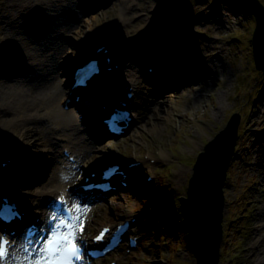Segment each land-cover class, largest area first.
<instances>
[{
  "label": "rangeland",
  "instance_id": "obj_1",
  "mask_svg": "<svg viewBox=\"0 0 264 264\" xmlns=\"http://www.w3.org/2000/svg\"><path fill=\"white\" fill-rule=\"evenodd\" d=\"M60 20L70 22L73 30L55 29ZM0 23V83L6 85L27 67L40 72L31 65L39 58L34 50L49 54L44 44L53 38L64 48L60 55L53 53L56 67V60L69 65L71 57L93 49L96 41L113 32L119 40L131 41L111 56L119 68L130 63L138 71L131 75L140 82L134 106L137 118L126 136L102 145L97 159L110 153L121 160L141 159L146 152L161 151L165 157L150 168L130 170L129 188L112 196L109 206L90 220L89 228L94 229L138 219L134 226L138 248L114 255L117 264H196L186 232L174 220L177 204L186 195L198 153L233 113L239 114L238 136L223 188L219 264H264V70L255 69L251 43L255 23L242 7L233 0H0ZM169 46H179L185 53L178 61L161 64L163 73L156 70L155 75L162 80L154 88L147 66L167 58L164 49L170 54ZM111 73L99 84L120 79V72ZM208 75V84L200 85ZM131 76L121 83H128ZM107 92L111 91L102 90L103 95ZM21 100L19 94L0 91V137L6 140L0 152L8 146L9 151L32 150V146L43 150L36 145L40 140L36 130L45 134L47 122L10 126L11 115L3 107L15 108ZM88 139L91 150L93 138ZM28 154L9 172L0 170V189H4L2 181L9 186L19 177L22 183L36 184V173L48 168L46 154L45 158L40 152ZM146 175L153 177L152 182H146ZM19 185L16 188L30 203L32 188Z\"/></svg>",
  "mask_w": 264,
  "mask_h": 264
},
{
  "label": "bare ground",
  "instance_id": "obj_2",
  "mask_svg": "<svg viewBox=\"0 0 264 264\" xmlns=\"http://www.w3.org/2000/svg\"><path fill=\"white\" fill-rule=\"evenodd\" d=\"M76 9V8H75ZM74 9V10H75ZM85 13V12H84ZM12 20V16L8 15L6 17V21L9 23ZM1 24V23H0ZM10 25V23H9ZM8 25V26H9ZM60 27H69V29L73 30V25L70 22H64L63 20L58 21V23L55 24V29H58ZM5 26H2L1 29H4ZM54 31V30H53ZM56 33V31H54ZM57 39V37L55 38ZM58 40V39H57ZM48 45L49 48L47 49V52L49 54L42 53L41 50H34L36 52L37 56L39 58L37 61L32 62L31 65H37V69L40 70L36 71L34 70L33 74L30 76H27L26 73L21 72V77H12L11 80H8V83H11L10 85H6L4 82L0 83V91L1 92H14L16 94H19L22 96V100L20 101L19 105L14 108L12 107H3L4 112L8 111L11 115V118L9 121L11 128L12 127H19L24 124L28 125H36L39 123V121H43L46 119L48 124V128L45 134H42V132H39L36 130L37 136L40 137V140L36 145H42L43 150L36 151V147L32 146L31 149H27L26 153H45L47 161L45 164L50 165L52 162L50 158H48L49 153H51V156H54V158H58L57 151L54 149V139L57 134L55 132L60 131L61 134L68 136V140H70L71 148L76 153V157L79 159V161H86V157L88 154V147L90 146V142L87 140L85 135L82 134L81 128L77 125V123L74 122V115L71 112L66 113L64 110H61L59 105L61 102L64 101V96L67 95V91L63 90L60 87L59 84V78L60 73L58 72V68L54 65L55 59L53 58V53L62 54L63 53V46L62 43L59 44L58 42H55L54 38L52 41H47L44 46ZM40 48V47H39ZM180 49L179 46L175 48V55L179 58L182 56L183 52ZM28 52V50H26ZM110 53V52H109ZM31 54V52H30ZM160 61V60H159ZM130 62V61H128ZM160 62H158L159 64ZM126 68H129L125 71ZM68 66H66L65 70H69ZM116 72H120V79L116 80L114 79L108 80L106 82V85L103 87V89H109L111 92H116V94L120 95L122 91H124V87L126 84V81L122 82L123 78L126 76H131L134 74H137V70L134 68L133 64H121V68L119 70H116ZM37 77V79H35ZM211 77L205 76L202 81L200 82V85L208 84V81ZM201 80V79H200ZM198 80V81H200ZM61 81H64L65 84L69 83L70 78L67 76V79H61ZM197 81V82H198ZM130 83L131 86H133L135 89H138V85L140 82L137 78L134 76H131V79L129 80L128 84ZM199 85V86H200ZM67 92V93H66ZM108 97V94H105ZM105 95H101L99 98H103ZM114 95H110V99L113 98ZM163 96V95H161ZM201 94L198 93V97L195 100H199ZM164 100V97H161ZM166 98V97H165ZM157 100L158 98L155 97ZM124 101L127 99H123ZM155 100V102H157ZM45 112V114H41L39 112ZM215 115L218 112H214ZM5 114V113H4ZM46 116V118H44ZM21 139V138H20ZM19 140V139H16ZM22 141V140H20ZM40 149V148H39ZM55 152V153H54ZM150 157H153L152 153L148 154ZM155 157V156H154ZM164 156V153L161 151V153L158 155L157 160L162 159ZM164 159V158H163ZM89 161L84 163V166H88ZM148 165V163H146ZM74 166V165H73ZM40 173H36V176H38ZM80 174V171L74 166L71 167V165L64 164L61 160L57 161V164L54 163L52 166L50 165L49 172L43 173L42 178L39 181V185H31L30 181L29 183H20L25 186V188H32L30 189V193L33 194V199L40 201V198L42 197H51L52 192H56L61 190L62 186H66V184H70L71 186H74L76 184L75 180L77 176ZM39 178V176H38ZM47 178L46 182L43 184L45 179ZM65 181H67L65 183ZM5 188V185H4ZM40 204L37 207V211L41 214V220L44 221V216H46V212L48 209V203L43 199ZM95 204V203H93ZM99 206H101V203H98ZM32 210V209H30ZM29 211V210H28Z\"/></svg>",
  "mask_w": 264,
  "mask_h": 264
},
{
  "label": "water",
  "instance_id": "obj_3",
  "mask_svg": "<svg viewBox=\"0 0 264 264\" xmlns=\"http://www.w3.org/2000/svg\"><path fill=\"white\" fill-rule=\"evenodd\" d=\"M256 20L253 54L264 69V6L259 0H235ZM239 115L233 114L224 129L204 147L194 165L188 196L183 203L185 228L198 264H217L224 206L223 184L237 138Z\"/></svg>",
  "mask_w": 264,
  "mask_h": 264
}]
</instances>
